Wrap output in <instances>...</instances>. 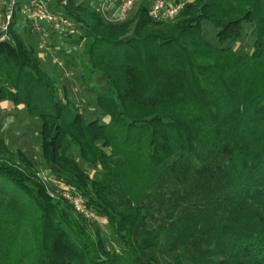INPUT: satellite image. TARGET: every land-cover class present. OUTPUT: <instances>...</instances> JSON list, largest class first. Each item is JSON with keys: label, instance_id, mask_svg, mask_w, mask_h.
<instances>
[{"label": "trees", "instance_id": "16d2710c", "mask_svg": "<svg viewBox=\"0 0 264 264\" xmlns=\"http://www.w3.org/2000/svg\"><path fill=\"white\" fill-rule=\"evenodd\" d=\"M165 1L183 5L116 22L105 1L48 2L67 31L19 4L0 42V264H264V0ZM204 21L222 44L255 33L253 51L214 47Z\"/></svg>", "mask_w": 264, "mask_h": 264}, {"label": "built area", "instance_id": "2783aa9c", "mask_svg": "<svg viewBox=\"0 0 264 264\" xmlns=\"http://www.w3.org/2000/svg\"><path fill=\"white\" fill-rule=\"evenodd\" d=\"M136 0H105L106 9L117 7L114 18L121 20L131 9ZM22 0H0V42L9 39V29L18 6ZM62 5H66L67 0H60ZM183 3L177 6L167 7L165 0H155L151 6V13L155 19L165 17L172 18L182 8ZM21 13L26 22L30 23L36 31H41L42 24L56 25L66 31L73 28V23L61 13L50 10L45 0H31L29 4H24ZM46 179V177H44ZM62 196L73 207L74 211L87 220L93 219V214L88 208L85 198L74 189H64Z\"/></svg>", "mask_w": 264, "mask_h": 264}, {"label": "rangeland", "instance_id": "374dc122", "mask_svg": "<svg viewBox=\"0 0 264 264\" xmlns=\"http://www.w3.org/2000/svg\"><path fill=\"white\" fill-rule=\"evenodd\" d=\"M23 3H25L26 5L29 4V2L31 0H22ZM47 3H54L56 2V0H45ZM91 2H104L105 0H90ZM144 0H136L135 3L133 4V6L131 7V9L127 12V14L125 16H127L128 18L130 16H132L134 14V12L136 11L137 9V6ZM153 1L154 0H147V5L148 7H151L152 4H153ZM186 0H184L183 2H185ZM112 8V7H111ZM105 14H107V12L105 11ZM127 18V19H128ZM110 21H113V22H116L117 20L111 16L110 18H108ZM124 19V18H123ZM24 17H23V19ZM23 21V22H24ZM247 27H249V25H247ZM22 30H24V27L22 28ZM202 30H203V37L209 42L211 43L214 47H221V46H224V47H234L235 49H237L238 52L240 53H248L250 54L252 51H253V41H254V38H255V33H252L250 35L247 34V32H244V35H243V38L241 40H239L238 42H228L226 44H222L220 42V40L218 39V36H217V33H218V30L208 21H204L202 23ZM247 30V29H246ZM35 35L38 37H29L27 39L28 41V44H32L35 42V39L38 40L39 44H38V49H39V55H40V58L42 60V62H44L45 65H47V68L49 70V72L53 75H55L58 80H59V85L60 86H63L65 85L66 83L68 84V82L66 81L67 80V74H65V77L66 78H63L62 77V74L59 73V70L58 68H56L57 66L55 65V63L58 61L57 59H55L52 55H50L45 48H44V45H43V36L39 35V34H36ZM47 45V43H46ZM48 54V56H46ZM50 55V56H49ZM51 58V59H50ZM60 64V62H59ZM32 127L30 128L29 126L27 127V132H28V135L27 137H30L32 136ZM26 143L27 144H35L34 141L32 140H26V139H23L21 140V142L19 143H16L14 145V147H21L23 148L24 150H27V152H30L31 153V156L32 158L34 159V161L36 162V164L38 165V169H39V172H43L44 169H43V166L41 165V161H40V158L37 154V151L35 150V148H31L30 146L27 147L26 146ZM43 174V173H42ZM45 177L46 175L43 174ZM47 182H49V180L46 178L45 179ZM58 187V184H54V183H49V188L51 190V192H53L54 189H59L57 188ZM55 194V193H54ZM88 224H89V227L91 230H96L97 228H100V230L102 231V234H109L108 232V229H107V225H106V222L104 221L103 218H100V217H97V216H94L93 219L91 220H88ZM110 243H111V246L114 245L113 243V239L111 237L108 238Z\"/></svg>", "mask_w": 264, "mask_h": 264}, {"label": "crops", "instance_id": "0c3cea01", "mask_svg": "<svg viewBox=\"0 0 264 264\" xmlns=\"http://www.w3.org/2000/svg\"><path fill=\"white\" fill-rule=\"evenodd\" d=\"M170 1H174V0H170Z\"/></svg>", "mask_w": 264, "mask_h": 264}]
</instances>
